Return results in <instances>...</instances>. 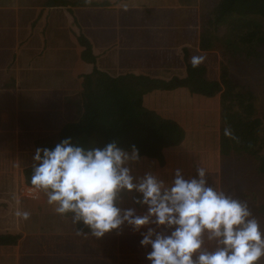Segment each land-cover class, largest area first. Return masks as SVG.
<instances>
[{
    "label": "crops",
    "instance_id": "crops-1",
    "mask_svg": "<svg viewBox=\"0 0 264 264\" xmlns=\"http://www.w3.org/2000/svg\"><path fill=\"white\" fill-rule=\"evenodd\" d=\"M67 1L64 4H47L44 0H8L0 6V221L8 220L16 226V232L20 233L15 244L0 245V264H149L145 259L149 249L140 245L141 234L131 226L127 232L119 227L115 235H104L101 238H91L93 235L84 234L88 238L86 244L77 242L73 231L70 232L73 228L68 217L64 218L53 210L45 212L48 206L45 207L44 200L27 198L21 195L19 188L25 182L24 168L32 165L35 148L40 147V140L46 130L50 131L44 128L46 120L51 123L49 127H55L50 134L54 137L65 124L61 122L62 111L69 108L72 101L77 102L80 90L77 74L84 68L79 52L77 54L72 51L69 54L68 51L66 54L63 51L70 50L71 43L79 44L78 35L82 32L77 35L73 32L74 23L77 27L90 8L107 11L104 12V21L107 22L110 19L109 13H112L117 18L116 22H112V32H116V37L108 42L104 40V68L170 78L185 72L186 64L193 56L204 57L207 54L209 57L212 53L205 51L206 26L200 17L202 0ZM36 2L37 6L31 5ZM65 15H70L73 22L69 23L68 19L63 21ZM136 16H140L139 19ZM141 16H147L150 28L144 27L143 22L146 21ZM121 17H124L125 24L135 21L136 28L133 26L131 32L126 31L124 24L120 23ZM60 27L66 29L69 36L65 44L59 41V30L56 40L55 28ZM134 40H137L136 45L140 47L136 53L132 49L135 46ZM71 56L73 63L70 62ZM206 59L204 57L200 64L208 63ZM62 69H66V74L58 75ZM41 74L48 77L40 78ZM223 90L218 93L219 103L213 100L212 108L220 111V117L224 115L222 120L230 128L239 125L235 124L237 118L245 120L238 127L246 132L240 148L236 146V138L228 137V141L222 144L220 137L211 156L212 148L207 146L209 140L199 135L190 138V133L183 126L182 116L197 110L198 97H211L191 93L187 87L158 89L146 95L145 105L164 117L180 122L187 132L186 139L177 146L165 147L162 159L143 157V165L134 171L136 175H143L145 171L155 169L160 177L169 175L172 178L174 170L180 168L184 177L188 178L196 175L197 166H203L207 169V176L213 177L212 185L223 188L234 198L246 203L251 216L255 214L257 217L259 212H254L252 203L247 202L252 201L254 191L238 176L247 171L244 164L250 158L261 161L256 174L261 176V172H264V114L253 113L248 107H233L227 100L232 99V95L222 97L220 94ZM233 92L237 100L245 95ZM234 99L231 101L237 102ZM61 105L65 110H62ZM187 144L191 145V149L187 148ZM193 146L200 148L199 157ZM22 163L21 173L19 167ZM239 170L242 174L237 175ZM227 176L231 178L229 182H233L223 184ZM260 191L263 194L264 186H261ZM28 206H33L30 213L36 215V226L31 228L35 227L38 231L29 232L25 236L26 233H22L20 228H25L26 223L19 222L21 218L15 215V211L24 210ZM131 206L138 213L139 208H144L136 204ZM261 208L264 210V203H261ZM46 218L51 220L46 222ZM55 221L63 229H55ZM258 223H261L259 219ZM18 225L21 226L18 228ZM46 225H52L49 227L51 233L41 231L48 228ZM205 245L208 246L207 240ZM257 264H264V255Z\"/></svg>",
    "mask_w": 264,
    "mask_h": 264
},
{
    "label": "clouds",
    "instance_id": "clouds-1",
    "mask_svg": "<svg viewBox=\"0 0 264 264\" xmlns=\"http://www.w3.org/2000/svg\"><path fill=\"white\" fill-rule=\"evenodd\" d=\"M203 59L193 56L192 67ZM223 135L236 138L230 127ZM32 161L33 194L42 192L56 214H70L74 225L82 223L96 238L131 226L149 249V264H257L264 255V233L247 204L209 184L203 166L188 178L180 168L170 180L152 171L134 175L142 161L135 144L125 149L112 140L87 147L71 136L51 148L36 147ZM129 192L136 193L132 202L144 207L142 213L119 205ZM15 215L26 220L30 213L17 209Z\"/></svg>",
    "mask_w": 264,
    "mask_h": 264
},
{
    "label": "trees",
    "instance_id": "trees-1",
    "mask_svg": "<svg viewBox=\"0 0 264 264\" xmlns=\"http://www.w3.org/2000/svg\"><path fill=\"white\" fill-rule=\"evenodd\" d=\"M49 2L64 4L68 1ZM200 17L202 24L210 28L226 25L228 34L247 26L244 32L247 38L239 40L245 49L250 50L246 42L253 39L259 46L264 43V0H202ZM78 41L84 69L77 74L80 83L77 117L62 125L59 133L46 141L43 147L51 148L69 136L73 142L87 147H102L116 140L118 146L125 149L135 144L142 158L162 159L164 148L181 144L187 132L175 119L164 117L147 107L146 95L158 89L179 87H187L191 93L206 97H214L222 91L223 84L207 77L204 64L193 68L189 61L184 74L170 78L142 72H116L104 68V53L95 51L84 33L78 35ZM228 43L237 44L235 40ZM224 97L227 98V94ZM31 171L32 165L25 168L28 184ZM76 226L82 232H90L82 223ZM19 236V232L0 230V245L15 244Z\"/></svg>",
    "mask_w": 264,
    "mask_h": 264
},
{
    "label": "rangeland",
    "instance_id": "rangeland-1",
    "mask_svg": "<svg viewBox=\"0 0 264 264\" xmlns=\"http://www.w3.org/2000/svg\"><path fill=\"white\" fill-rule=\"evenodd\" d=\"M7 1L8 0H0V6L7 3ZM44 1L47 3L48 0H44ZM38 2H39V0H38ZM31 5L37 6V2L34 4H31ZM54 10L55 9H53V11ZM86 12H88V13H86L84 15V20L79 22L77 27H76V22L74 23L73 32L76 33V35L79 32L84 33L89 38V40L91 41L94 50L97 51L98 53H104V40L106 39L105 42H108V41L113 40V38L116 37V32H112V30L114 29V27L112 26L113 25L112 22H116L117 18H114L112 13H109V17H108V15H105L106 17L110 18L109 22L104 21V12H107V11H104V10L99 9V8H90ZM136 17L139 19L140 16H136ZM70 18H71L70 15H68V16L65 15V16H63V21L68 19L69 23H70V21L73 22V20H71ZM111 18H113V19H111ZM141 19L143 21H146V22H143L144 27L150 28L147 16H141ZM120 21H122V22H120L121 25L124 24V29L128 32L132 31L133 26L135 28L137 26L136 24H134V23H136L135 21H130V23L125 24L124 23V21H125L124 17H121ZM72 26H73V23H72ZM226 27H227L226 25L218 26V28L216 29V28H210V27L206 26L205 38H204V43L206 44L205 51H207L206 53L212 52L211 54H209V57L207 54L204 56L205 58H207L206 61H208V63L204 64L206 67V75L208 78L217 79L221 84H223L224 90H223V93L220 94L222 97H224L227 94V96L232 95L231 97H233L232 99H234V92L233 91L238 92V93H245V95H243L241 97L242 98L241 100H239V99L237 100V97L235 96L234 100H237V102H232L231 98H227L229 104L231 103L234 105L233 107H235V106H238L241 108L248 107V110L252 109L253 113L256 112V113L264 114V43H262V46H259L260 44H258L256 39H253L250 42H246V44L251 47L250 50L245 49V46L239 40L241 38H247V35H245L244 32L247 31L248 27L243 26L241 28V30L233 31V32H230L229 34H228ZM250 29L252 30V28H250ZM58 30L60 31V40L59 41H63V43L65 44L66 40H68V38H69L67 30L64 29L63 27L55 28L56 40H57L58 34H59ZM102 35H104L103 38H102ZM109 35H110V37H109ZM218 36H219V38H218ZM144 38H147V36H145ZM233 40H235V42H237V44H235V45L231 44L230 45L228 42L231 43ZM136 41L137 40H134L135 46L132 48L135 53L138 52V49L140 48L138 45H136ZM72 42H74V39ZM226 42H227V44H225ZM71 45H72V47L70 50H67V49L63 50L64 53L67 54V52L69 51L68 53L70 54L72 51H73V53L75 51V53L78 54V52H80V49H81L80 45L79 44L73 45L72 43H71ZM60 46H63V45L60 43ZM253 52H255V53H253ZM68 57H69V55H68ZM76 57L78 59L79 56L77 55ZM70 60H71L70 62L73 63V57L72 56H71ZM70 62H67V63H70ZM60 74H66V69L60 70L58 72V75H60ZM41 77H48V75H42L41 74L40 78ZM218 97H219V94H217L214 97H211L210 99H208V98H206V99L202 98L201 99L200 97H198V99L196 100V103L198 104L197 110L193 111V112L191 111L189 114L182 116L183 121H181L183 126H185L186 129L188 130V132L190 133V138L199 135L202 138H206L209 140V143L207 144V146L210 145V148H212V151L210 152L211 156L213 155L214 148H216V143L218 142V138L222 137V144H224L225 141H228V139H227L228 137H225L223 135V129L225 127H231L230 125H226L224 123V120H222L224 115L222 114V117H220V111L219 110H217V111L213 110V108H212L213 100L216 101L217 104L219 103L220 99H218ZM70 102H71V100H70ZM77 107H78V99H77L76 103L72 101L70 104V107L66 108V110H65V108H62V105H61L62 110H65V111H62V113H61V122L63 124L67 123V122L75 119V117H77ZM206 107H208V108H206ZM56 116H57V114H56ZM190 119H192V120H190ZM244 121L245 120H243L242 118H237V120L235 121V124H239V125H237L235 128H231L234 136L238 140V143L236 146H238L239 148H240V142L244 138L246 132H244L243 128H238V127L240 125H243ZM262 123H264L263 120H262ZM44 124H45L44 128L50 129V131H51L50 132V131L46 130V132L44 134L50 135L54 131L55 127H49V125H51V123H50V121H47V120H46V123H44ZM253 124L257 125V123H254V122H253ZM45 135L40 140V141H42V143L39 144L40 147H43V145L46 141H48L49 139H53L55 137V136L53 137L51 135L48 137ZM190 146L191 145L187 144L188 149L190 148ZM193 147H194V150L198 151L197 156L199 157V155H200L199 149L200 148H198V146H193ZM222 147H223V145H222ZM182 148H184V146ZM181 153H179V154H181ZM173 157L175 158L176 155H174ZM260 164H261V161L256 159V158L247 159V160H245L244 168H246L247 171L249 170L248 171L249 173H246L247 171H245V173H243L244 174L243 175L241 173V171L239 170V171H237L236 174L237 175L242 174L241 176H238V177L241 178L247 185H250L248 187H250V189H252L254 191V197L252 198V201H247V202L252 203L254 212H256V211L259 212L257 217L255 214L253 217L257 220V222H258V219L261 221V223H258V224H259L260 230L262 232V230H264V210L261 208V203H264V191L262 194V192L260 191V188H261V186H264V172H261V173H263L261 176L256 174L257 170H258V165H260ZM142 165H143V162L141 161V163L137 164L134 167V170H139ZM263 165H264V162H263ZM22 167H23V163L19 167V169H21V173L23 170ZM234 169H236V168H234ZM23 171L25 172V168ZM150 171L155 172V169L150 170ZM24 172H23V174L25 176ZM133 174L136 175V172L134 171ZM253 176H256V177H253ZM234 177H236V176H234ZM161 178L165 179V180H170L171 176L168 175V176H165L164 178L163 177H161ZM228 178H229V180H228ZM212 179H213L212 176H207L208 183L211 184ZM230 179H231L230 176H227V180H225L223 182V184L232 183L233 180L231 182H229ZM25 182L22 183L20 185V188H19L21 195H24L27 198L38 199L39 201L44 200L45 207L48 206V209H46L45 212H47L48 210H52V207L50 205H48L46 202V196L42 192L37 193V196L29 195V193L33 194V191H30V190H29V192H22L23 186H30L31 187L30 184H28L27 182L25 183ZM212 182H214V181H212ZM133 193L134 192L121 194V199L118 201L119 205L121 207H125V208L126 207H132L131 206L133 204L132 197L134 196ZM31 207H33V206H28L27 208H24L23 211H28L30 213V211L32 209ZM41 207H43V205ZM41 207H39L40 211L42 210ZM139 209H140V213H142L144 211V208H139ZM34 216H36V215L33 213H30L28 219H26V220L20 219V221H19L20 223L23 221L26 223L25 228H20L22 230V233H26V234H24L25 236L29 232L38 231V229L35 227L31 228L32 226H36V224H35L36 220L34 219ZM68 218L71 220V217H68ZM50 220L51 219L46 218V222L50 221ZM0 222H2L0 224V230L1 231L16 232V226H14L13 224H10L8 222V220L7 221L1 220ZM17 224H19V223H17ZM54 225H55V229H63L60 224H56V221H55ZM20 226L21 225H18V228ZM46 226L48 228L42 229L41 231L51 233L49 230V227H51L52 225H46ZM75 227H76V230H74ZM120 227L123 228L122 231H124V232H127V228H130V226L127 224H123ZM71 228H73V230H71L70 232L73 231V233L75 234V240H77V242H81V243L86 244L85 241H88V238L85 237L84 234L88 235L91 233L90 232H82V231L78 230L76 224L74 225L73 223H72ZM118 229L111 230V231L105 233L104 235H115L116 232H119ZM91 238H94V236H91ZM112 246H113V248H115V244H113Z\"/></svg>",
    "mask_w": 264,
    "mask_h": 264
},
{
    "label": "built area",
    "instance_id": "built-area-1",
    "mask_svg": "<svg viewBox=\"0 0 264 264\" xmlns=\"http://www.w3.org/2000/svg\"><path fill=\"white\" fill-rule=\"evenodd\" d=\"M29 190L32 191V188L30 186H23L22 187V191H24V192H29ZM29 195L37 196V194H30V193H29Z\"/></svg>",
    "mask_w": 264,
    "mask_h": 264
}]
</instances>
